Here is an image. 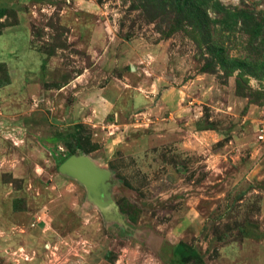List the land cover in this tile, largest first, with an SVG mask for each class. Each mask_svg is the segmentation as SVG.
<instances>
[{
  "label": "rangeland",
  "instance_id": "1",
  "mask_svg": "<svg viewBox=\"0 0 264 264\" xmlns=\"http://www.w3.org/2000/svg\"><path fill=\"white\" fill-rule=\"evenodd\" d=\"M0 264H264V0H0Z\"/></svg>",
  "mask_w": 264,
  "mask_h": 264
},
{
  "label": "water",
  "instance_id": "2",
  "mask_svg": "<svg viewBox=\"0 0 264 264\" xmlns=\"http://www.w3.org/2000/svg\"><path fill=\"white\" fill-rule=\"evenodd\" d=\"M59 172L76 179L83 184L92 196H96V187L100 182L99 171L83 156H70L59 167Z\"/></svg>",
  "mask_w": 264,
  "mask_h": 264
}]
</instances>
